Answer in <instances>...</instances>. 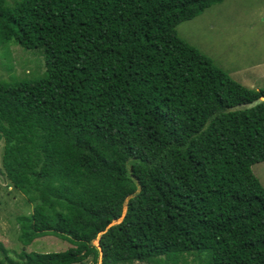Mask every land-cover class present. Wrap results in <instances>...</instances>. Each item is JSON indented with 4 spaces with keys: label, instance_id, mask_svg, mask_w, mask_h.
Returning a JSON list of instances; mask_svg holds the SVG:
<instances>
[{
    "label": "trees",
    "instance_id": "1",
    "mask_svg": "<svg viewBox=\"0 0 264 264\" xmlns=\"http://www.w3.org/2000/svg\"><path fill=\"white\" fill-rule=\"evenodd\" d=\"M220 1L0 0V46L43 67L0 78V172L32 204L0 264H264V87L175 29ZM46 235L69 245L24 250Z\"/></svg>",
    "mask_w": 264,
    "mask_h": 264
},
{
    "label": "rangeland",
    "instance_id": "2",
    "mask_svg": "<svg viewBox=\"0 0 264 264\" xmlns=\"http://www.w3.org/2000/svg\"><path fill=\"white\" fill-rule=\"evenodd\" d=\"M176 33L208 56L232 79L249 88L264 87V0H221L198 15L179 22ZM7 49L8 55L3 53ZM10 63L15 75L31 77L41 71L40 55L16 44L0 46V78L8 79L4 64ZM36 75V74H35ZM2 140H0V153ZM252 174L264 188V161L250 166ZM1 171V168H0ZM32 204L12 188L0 172V243L7 254L17 259L22 246L17 241L19 225L16 216L31 212ZM96 244V241H93ZM69 244L51 235L34 239L25 251H60ZM191 262V255H185ZM76 264V263H73ZM130 264H149L134 261Z\"/></svg>",
    "mask_w": 264,
    "mask_h": 264
},
{
    "label": "water",
    "instance_id": "3",
    "mask_svg": "<svg viewBox=\"0 0 264 264\" xmlns=\"http://www.w3.org/2000/svg\"><path fill=\"white\" fill-rule=\"evenodd\" d=\"M262 99H264V97L257 98V99H255V100H253V101H251V102L245 104V106H251V105L255 104L256 102H258V101H260V100H262Z\"/></svg>",
    "mask_w": 264,
    "mask_h": 264
}]
</instances>
